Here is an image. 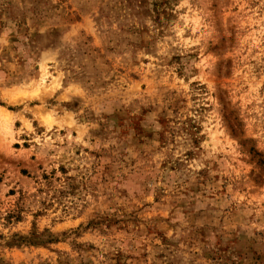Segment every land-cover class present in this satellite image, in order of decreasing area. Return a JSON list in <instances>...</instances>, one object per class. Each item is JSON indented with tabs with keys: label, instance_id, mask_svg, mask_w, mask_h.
<instances>
[{
	"label": "rangeland",
	"instance_id": "obj_1",
	"mask_svg": "<svg viewBox=\"0 0 264 264\" xmlns=\"http://www.w3.org/2000/svg\"><path fill=\"white\" fill-rule=\"evenodd\" d=\"M0 264H264V0H0Z\"/></svg>",
	"mask_w": 264,
	"mask_h": 264
}]
</instances>
